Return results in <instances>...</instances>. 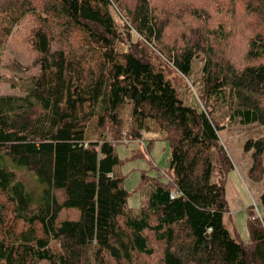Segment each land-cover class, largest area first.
Wrapping results in <instances>:
<instances>
[{
    "label": "trees",
    "instance_id": "obj_1",
    "mask_svg": "<svg viewBox=\"0 0 264 264\" xmlns=\"http://www.w3.org/2000/svg\"><path fill=\"white\" fill-rule=\"evenodd\" d=\"M244 8L251 26L233 32L244 41L239 60L225 45L228 36L218 39L224 26L184 35L180 47L166 44L168 24L153 0L0 4V49L31 15L39 67L23 94L0 95V194L7 202L0 207V264H133L134 252L154 256L156 245L163 247L156 264H264V190L261 216L249 208L250 242L225 220L227 174L235 165L220 132L234 124L264 126V0H247ZM123 15L137 41L118 26ZM198 58L201 94L191 105L163 64L189 79ZM155 128L171 146L169 180H156L135 211L115 172L121 162L115 147ZM243 148L251 153L249 178L263 180L264 136L248 138ZM21 169L42 186L36 199L19 179ZM63 209L80 217L57 223Z\"/></svg>",
    "mask_w": 264,
    "mask_h": 264
},
{
    "label": "rangeland",
    "instance_id": "obj_2",
    "mask_svg": "<svg viewBox=\"0 0 264 264\" xmlns=\"http://www.w3.org/2000/svg\"><path fill=\"white\" fill-rule=\"evenodd\" d=\"M10 1L21 2L22 0H0V4L6 6ZM153 4L168 24L164 40L169 46L180 47L184 45L186 43L184 35L191 37L198 30L208 31L218 26H224V29L220 28L221 33L218 39L222 40L223 37L228 36L225 45L231 49L235 59L239 58L244 41L241 37H235L234 34L240 30L250 32L251 23L246 17L247 12L244 8L247 0H153ZM192 8H199L202 15L198 17L192 15ZM116 22L124 32L123 35L129 32L131 33V40L137 41L138 34L136 31L130 28L125 29L127 20L124 15L121 18L117 16ZM34 28L35 22L32 16L26 15L16 24L11 35L2 40L0 95L23 94L31 78L38 73L39 67L36 64L38 53L32 44ZM234 31L235 33H233ZM180 32H183V35H179ZM205 34L208 33L205 32ZM77 41L80 42L78 38ZM56 48L58 45L54 43L52 51ZM241 58L240 56L239 60ZM203 63L201 58L194 61L189 79L163 64L169 78L177 85L181 97L191 105L197 104L200 98ZM129 108L130 103L122 110L124 119L130 117ZM223 112L225 117V111ZM224 119L226 120V118ZM261 136H264V126L260 123L234 124L220 132L221 142L235 165L227 174L226 188L229 213L225 220L232 232H235L246 243L250 242L248 225L251 215L249 208L260 203L259 198L264 190V179L255 182L249 178L251 153L244 151L243 145L248 138ZM115 149L121 160L115 172L123 178L124 186L129 191V207L137 211L142 202L150 195L156 180L168 182L167 172L169 171L171 146L163 138L161 132L155 128L145 130L142 139L117 141ZM213 162L215 175L219 176L220 173H223V169L220 163V155L216 150L213 152ZM17 174L36 199L42 192V186L36 180L35 174L25 169L19 170ZM56 193L59 200L62 201V192L56 191ZM6 204L7 202L0 194V207ZM79 217L80 212L77 209H63L59 213L57 223L65 219L77 220ZM121 224L124 225L123 219H121ZM23 228L24 224L18 221V231ZM156 249L157 253L154 256L134 252L133 264H156L158 259L163 256V247L156 245Z\"/></svg>",
    "mask_w": 264,
    "mask_h": 264
},
{
    "label": "built area",
    "instance_id": "obj_3",
    "mask_svg": "<svg viewBox=\"0 0 264 264\" xmlns=\"http://www.w3.org/2000/svg\"><path fill=\"white\" fill-rule=\"evenodd\" d=\"M172 196H173V195H172ZM173 197H174V196H173ZM255 207H256V214H255L254 217H256V216H261L262 207H259L258 204H256Z\"/></svg>",
    "mask_w": 264,
    "mask_h": 264
}]
</instances>
